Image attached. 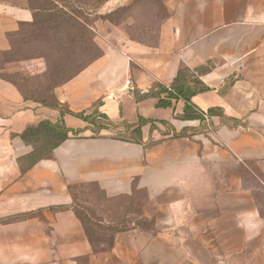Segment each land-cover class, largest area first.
<instances>
[{"label": "crops", "instance_id": "1", "mask_svg": "<svg viewBox=\"0 0 264 264\" xmlns=\"http://www.w3.org/2000/svg\"><path fill=\"white\" fill-rule=\"evenodd\" d=\"M158 1L153 43L113 44L55 89L72 112L101 101L110 124L97 135L0 77V264H264V0ZM31 19L29 8L0 1V51ZM184 67L207 68L208 89L193 104L220 108L235 124L213 115L202 131L174 135L200 121L180 118L182 100L158 106L145 94ZM139 118L140 143L118 137ZM60 119L82 131L22 171L33 148L22 133ZM91 187L107 202L124 200L120 216L107 213L100 224L135 211L151 227L121 230L111 243L105 233L90 238L73 203Z\"/></svg>", "mask_w": 264, "mask_h": 264}, {"label": "rangeland", "instance_id": "2", "mask_svg": "<svg viewBox=\"0 0 264 264\" xmlns=\"http://www.w3.org/2000/svg\"><path fill=\"white\" fill-rule=\"evenodd\" d=\"M0 1L27 7L26 0ZM54 4L56 11L40 13L37 23L23 26L11 37L10 48L0 53V74L35 101L54 100L51 95L56 96L57 87L113 44L128 39L153 43L162 19L157 0H55ZM45 21H49L48 29H44ZM72 34H76L74 42ZM96 102L91 111L98 108ZM80 195L76 199L90 203L92 214L100 218L111 212L120 216L123 211L119 204L123 199L107 202L93 187ZM136 198L140 201V195Z\"/></svg>", "mask_w": 264, "mask_h": 264}, {"label": "trees", "instance_id": "3", "mask_svg": "<svg viewBox=\"0 0 264 264\" xmlns=\"http://www.w3.org/2000/svg\"><path fill=\"white\" fill-rule=\"evenodd\" d=\"M158 1V0H157ZM27 8H29L32 12V19L30 21L21 22L19 28L9 34L10 46H11V37L17 34L21 28L25 25H34L37 23V20L43 15H39L40 13H47L49 11H53L56 7L54 4L55 0H26ZM57 9V8H56ZM55 9V11H56ZM63 9V8H61ZM61 11V10H59ZM78 25V24H77ZM49 28V21L44 22V29ZM69 36V35H68ZM73 38V42L76 39V34H72L70 36ZM6 51H0V53H4ZM207 68H198V69H188V68H180L177 72V75L173 79V81L168 85H160L154 84L145 95H152L158 98L157 105L158 106H170L173 101L182 100L184 102L183 112L180 115L182 119H198L200 124L198 127L192 128H184L180 132L174 133L176 136H186L187 130H191L192 132H198L203 130V123L207 117H211L213 115H217L220 117L221 122L233 121L236 123L235 119L228 118L224 116L222 110L220 108L212 107L206 110L200 109L196 107L192 102V97L199 93L206 91L208 89L207 86L203 84L200 79V75L204 73ZM0 77L12 82L17 86L20 92L23 94L24 98L30 99L27 97L22 89L11 79L5 77L0 74ZM73 77V76H72ZM70 78H67V82ZM63 82V83H64ZM163 93V95H162ZM133 95L136 99H139L141 96L138 94L136 89H133ZM54 97V100L51 102H43L37 101L40 104L59 108L61 113H69L74 116L81 118L82 120L90 123V128L93 132V135H97L102 129H106L109 127L110 122L107 120L105 114L98 111V108H94L90 113L84 114V112H72L69 110L64 104L60 103L54 94L51 95ZM33 100V99H32ZM35 101V100H34ZM100 105L101 101L98 100L96 104ZM145 121L141 118L138 119L135 127L125 134H118V137L127 141L138 142L142 141L141 136V125ZM82 129H70L66 127L64 122L60 119L53 124H44L42 126L30 128L24 131L21 135L22 139L30 144H32V151L22 157L20 159V168L22 171L28 169L38 160L46 158L50 156L52 150L59 145L63 140L69 137V133L76 136L78 135ZM121 198H117L120 200ZM135 203L134 197H132L131 205ZM134 206V205H133ZM73 210L76 216L81 220V222L85 225L86 231L90 238L95 233H105L104 239L111 243L113 237L116 232L121 230H126L129 228L135 227H151V221L142 219L138 214L133 213L135 217L133 219L127 218V214H125L120 223L115 224H100V218L97 215H93L91 212V207L87 206L82 201H75L73 203ZM126 221H129L128 223Z\"/></svg>", "mask_w": 264, "mask_h": 264}, {"label": "built area", "instance_id": "4", "mask_svg": "<svg viewBox=\"0 0 264 264\" xmlns=\"http://www.w3.org/2000/svg\"><path fill=\"white\" fill-rule=\"evenodd\" d=\"M125 82H126V85H128L130 88L132 87V82L130 79H127Z\"/></svg>", "mask_w": 264, "mask_h": 264}]
</instances>
